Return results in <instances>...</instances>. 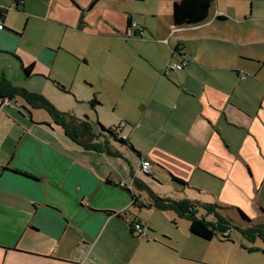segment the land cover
<instances>
[{
	"label": "crops",
	"instance_id": "obj_1",
	"mask_svg": "<svg viewBox=\"0 0 264 264\" xmlns=\"http://www.w3.org/2000/svg\"><path fill=\"white\" fill-rule=\"evenodd\" d=\"M43 1L50 5L54 0ZM65 1L72 5V0ZM131 1L136 4L144 0ZM175 2L161 0L170 11ZM30 3L36 4L31 0H0V9L7 14L15 9L26 15ZM119 10L127 49L121 95L115 99L113 93L108 94L113 112L109 116L103 111L99 114L107 104L106 95L104 99L99 96L100 105L84 112L85 116L76 109L63 113L78 120L88 118L96 135L94 123L100 121L107 129L126 123L121 133L135 152L102 136L93 140L99 149L79 146L45 110L32 108L19 96L11 100L0 97V264H264V243L236 244L231 240L232 229L227 233L229 239L218 236L206 241L190 233L187 220L181 241L158 228L152 215H146L174 211L141 208L153 205L154 199L141 185L150 188L148 179L155 182L154 177L159 180L161 176H174L187 183L180 186L172 182L185 197L189 195L186 190L208 196L213 201L208 205L220 207L218 212L230 210L228 204H234L223 196L230 180L236 185L245 183L254 192L259 189L261 198L264 52L251 55L235 51V44L215 32L194 41L181 37V30L220 27L228 21L217 13L209 21L211 10L205 23L181 28L174 27L172 14L170 19L166 16L161 20L160 13L150 12L160 26L149 28L147 13L135 7ZM84 19L82 12L79 30L85 26ZM5 20L0 43L7 49L11 38L23 35L17 28H6ZM256 29L262 32L264 26ZM126 35H130L129 40ZM165 41L170 49L177 50L171 56L162 47ZM216 42L226 50L208 49L207 45ZM145 48H152L153 53ZM156 49L166 55L163 63H186L184 70L165 75ZM2 50L0 54L8 53ZM37 55L23 59L22 71L33 65L31 74L23 71L24 75L32 79L40 78L41 73L50 78L54 66L48 61L57 62V58L48 54L40 62V49ZM56 81L61 93L70 94L67 90L72 88H66L60 78ZM87 83L93 89L94 83ZM96 115L99 121L94 122ZM144 162L150 163L151 176L141 170ZM177 220L172 221L176 229ZM133 222L148 228L153 241L138 240L131 230ZM143 249L148 256L133 260ZM103 257L108 262H103Z\"/></svg>",
	"mask_w": 264,
	"mask_h": 264
},
{
	"label": "rangeland",
	"instance_id": "obj_2",
	"mask_svg": "<svg viewBox=\"0 0 264 264\" xmlns=\"http://www.w3.org/2000/svg\"><path fill=\"white\" fill-rule=\"evenodd\" d=\"M31 1L36 4L30 3L27 5L26 15L15 9L8 11L6 15V28H17L19 34L23 36L21 38H11L7 49L0 43V50L3 49L2 51L8 52L7 54H0V76L5 75L12 81L11 84L15 88L24 89L29 94L43 96L58 111L70 112L76 109L82 116H85L84 112L91 109L89 103H85L91 101L94 96L96 98L102 96L104 99L106 95L107 104L105 109L102 108L99 111V114L103 111L104 114L111 115L114 104L108 103V94L113 93L114 98L119 97L123 90L125 77L121 75V72L125 66V49L127 48L123 42L125 41L124 32L120 30L124 19L120 14L121 11H117V8L135 7L136 11L143 14L147 13L146 24L149 28H159L160 26L159 19L155 17L156 15H151L150 12L160 13L161 20H166V16L169 19L171 18V11L161 4V0H144L136 4H133L131 0H102L92 11H89L88 7L93 0H72V5L65 0H54L50 5L43 0ZM37 5H40V7ZM107 9L108 11H106ZM19 10L21 11V9ZM37 11H40V13ZM82 12L85 17L83 21L85 26L82 30H79V19ZM107 13H109V16ZM216 13L226 16L228 19L223 26L207 27L206 25L199 28L184 29L181 30V37L185 38L186 41H194L200 35H211L215 32L214 34L219 38L235 44V51H244L245 54L251 55L264 52V31L258 32L256 29V27L264 26V0H216L212 5L209 21L213 19ZM67 20L72 21L68 22ZM213 20L212 22H215ZM163 44V49L168 50L169 56H171L173 50L169 48L166 41ZM207 47L211 50H226L219 42H216L214 46L207 45ZM59 48H62L61 51L57 50ZM39 49L40 62H42L43 56L48 57V54L49 57L57 58V62L48 61L52 67L54 66L53 74L49 78L40 73V78L27 79L21 69L22 61L27 56L37 58ZM145 49H149V52L153 53L152 48ZM156 54L158 63L163 64V70H165L171 62L163 63L166 55L161 53V50L156 49ZM35 74H38V72L35 71ZM58 78L66 85V88H72L70 91L67 90L70 94H63L56 87L54 82H58L56 81ZM87 80L94 83L92 85L93 89L87 85L89 84ZM32 90L37 92H32ZM39 92L40 94H38ZM118 113L117 110L115 112L116 116ZM97 121H99V117L96 115V121L94 122ZM94 124L98 128L96 123ZM246 175L250 178L248 172H246ZM154 179L155 182H152L151 179L148 180L151 182L150 190L156 196L159 195L173 201L183 199L198 203L200 204L196 207L198 217L211 224L217 222L215 215L204 208L205 205L213 204L208 196L195 195V193L186 190V194L189 195L185 197L182 192L176 190L177 186L172 183L171 176H161L159 180L154 177ZM248 183H250L249 180ZM236 184L230 180V184L226 186L223 195L234 204H228L230 210L219 212V214L229 220L233 226L230 232L231 240L236 244L249 245L253 242L249 243L238 229L264 225V193L259 199V189L254 192L253 189L248 190L249 187L245 183ZM208 188L211 189L212 187ZM221 188L220 186L218 192ZM250 192L253 197L250 196ZM262 204L263 206H261ZM259 207H261L260 214ZM236 209L243 211L252 223L248 224V222L243 221L240 215L236 213ZM146 215L148 218L152 215L158 221V228L162 231L172 237L176 236L181 241L184 240L186 230L184 227L189 225L186 220H177V215L172 212L163 214L148 212ZM173 219L177 220V223L180 222L178 229L172 224ZM145 239L138 238L142 241ZM155 241H158V239H155ZM254 242L255 244L264 243L258 237L254 239ZM145 256L148 255L144 249L138 250L133 260L138 261ZM101 260L108 262L104 257Z\"/></svg>",
	"mask_w": 264,
	"mask_h": 264
},
{
	"label": "trees",
	"instance_id": "obj_3",
	"mask_svg": "<svg viewBox=\"0 0 264 264\" xmlns=\"http://www.w3.org/2000/svg\"><path fill=\"white\" fill-rule=\"evenodd\" d=\"M100 1L101 0H93L88 7V10H93ZM215 2L216 0H180L173 3L171 14L174 27L181 28L186 26H198L205 23L209 17L212 5ZM6 15L7 10L0 9V24L2 25L3 29ZM218 19L225 18L218 17ZM130 25L131 22H129V26ZM176 51L173 52L175 53ZM32 69L33 65H30L29 67H23V71L27 76L31 74ZM60 88L63 89V87ZM16 96L22 97L32 108L45 110L52 117L54 122L64 129L66 135L79 146L84 148L90 147L92 149H99L98 146L93 144V140L99 136H102L113 139L114 141L133 149L132 145L127 141V139H123L120 134L115 133V127L107 129L97 122L96 126L98 128H94L98 131V135H96L93 133L92 124L89 122L88 118L85 117L83 120H78L69 113L58 111L43 96L29 94L24 89L15 88L3 76H0V97L3 99L9 98L11 100ZM89 105L91 108H95L97 105H100V102L97 100L96 96H94V98L89 102ZM171 177L172 182L180 186H187V183L184 181L174 176ZM141 188L145 190L150 196L154 197L153 205H142L141 208H149L150 206H153L160 211H174L179 216V218L189 221L190 233L200 239L210 241L218 236H220L222 239H229L227 233L232 229L233 226L229 220L219 214L217 209L220 207L214 205L204 206V208L215 215L217 219L215 224H211L203 218L198 217L196 207L199 205L197 203L187 200L178 202L168 199L166 200L156 196L147 186L141 185ZM236 213L240 215L243 221L248 222V224L252 223L247 215L240 209H236ZM238 230L248 242H254L256 237L260 238L264 242V225L257 227H247V229Z\"/></svg>",
	"mask_w": 264,
	"mask_h": 264
},
{
	"label": "built area",
	"instance_id": "obj_4",
	"mask_svg": "<svg viewBox=\"0 0 264 264\" xmlns=\"http://www.w3.org/2000/svg\"><path fill=\"white\" fill-rule=\"evenodd\" d=\"M132 27H133V25H130V28H132ZM2 29H3V27L0 24V30H2ZM139 35L141 37H143L144 33L141 31ZM126 36H127V39L129 40L130 35L129 36L126 35ZM186 65H187L186 63H172L166 67V69L164 70V74L167 75L171 71H183L184 68L186 67ZM126 125H127L126 123H122L119 127H115V129H114L115 133L120 134V136L123 139H127L121 133V130L124 127H126ZM149 167H150L149 162H144L141 164V170L143 171L144 174H150ZM131 230L136 237L146 238L148 241H153V238L148 235V232H149L148 229H146V227L141 222L131 223Z\"/></svg>",
	"mask_w": 264,
	"mask_h": 264
},
{
	"label": "water",
	"instance_id": "obj_5",
	"mask_svg": "<svg viewBox=\"0 0 264 264\" xmlns=\"http://www.w3.org/2000/svg\"><path fill=\"white\" fill-rule=\"evenodd\" d=\"M145 175H149V176H151V173H150V174H145Z\"/></svg>",
	"mask_w": 264,
	"mask_h": 264
},
{
	"label": "flooded vegetation",
	"instance_id": "obj_6",
	"mask_svg": "<svg viewBox=\"0 0 264 264\" xmlns=\"http://www.w3.org/2000/svg\"><path fill=\"white\" fill-rule=\"evenodd\" d=\"M19 2V1H18ZM8 100V98H6Z\"/></svg>",
	"mask_w": 264,
	"mask_h": 264
}]
</instances>
